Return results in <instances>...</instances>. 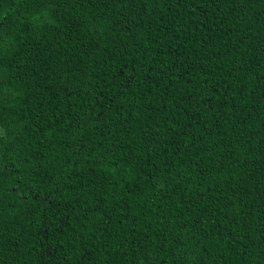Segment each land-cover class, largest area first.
<instances>
[{
  "label": "trees",
  "instance_id": "trees-1",
  "mask_svg": "<svg viewBox=\"0 0 264 264\" xmlns=\"http://www.w3.org/2000/svg\"><path fill=\"white\" fill-rule=\"evenodd\" d=\"M0 264H264V0H0Z\"/></svg>",
  "mask_w": 264,
  "mask_h": 264
},
{
  "label": "flooded vegetation",
  "instance_id": "flooded-vegetation-1",
  "mask_svg": "<svg viewBox=\"0 0 264 264\" xmlns=\"http://www.w3.org/2000/svg\"><path fill=\"white\" fill-rule=\"evenodd\" d=\"M0 133H1V128H0Z\"/></svg>",
  "mask_w": 264,
  "mask_h": 264
}]
</instances>
